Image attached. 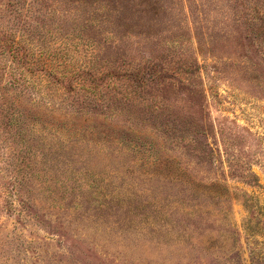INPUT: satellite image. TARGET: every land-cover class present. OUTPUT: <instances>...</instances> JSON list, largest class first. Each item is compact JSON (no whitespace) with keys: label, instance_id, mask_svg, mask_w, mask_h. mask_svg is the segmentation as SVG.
Wrapping results in <instances>:
<instances>
[{"label":"rangeland","instance_id":"rangeland-1","mask_svg":"<svg viewBox=\"0 0 264 264\" xmlns=\"http://www.w3.org/2000/svg\"><path fill=\"white\" fill-rule=\"evenodd\" d=\"M0 264H264V0H0Z\"/></svg>","mask_w":264,"mask_h":264}]
</instances>
